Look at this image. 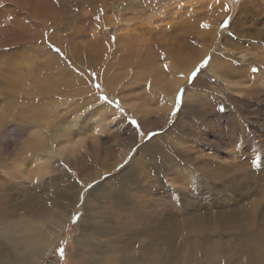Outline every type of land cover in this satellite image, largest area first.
Listing matches in <instances>:
<instances>
[{
	"label": "rangeland",
	"instance_id": "374dc122",
	"mask_svg": "<svg viewBox=\"0 0 264 264\" xmlns=\"http://www.w3.org/2000/svg\"><path fill=\"white\" fill-rule=\"evenodd\" d=\"M6 1H0V23L10 30L11 20L1 19ZM128 2L116 8L119 23L110 9L93 12L94 19L84 10L87 6L75 0L55 5L50 20H59L69 11L87 12V18L74 26L46 28L48 41L58 35L66 43L64 50L56 45L64 59L52 53L58 64L64 63V74L78 78V86L64 79L69 91L71 86L78 89L75 96L45 95L38 87L27 108L13 107L0 82V101L5 100L7 107L5 112L0 110V201L8 206L27 202L19 213L31 219L57 220L65 212L61 218L67 219L66 230L41 264L264 263V0H215L217 5L207 0ZM10 5L17 16V6ZM228 18L230 26L221 28ZM202 23L210 27L203 28ZM94 32L96 44L90 39ZM114 34L120 43L112 41ZM123 34L127 36L122 40ZM33 45L15 43L5 51L15 54L10 64L31 56L34 78H46L56 71L49 70L55 63L44 66ZM209 56L208 69L189 86L188 75ZM0 65L1 77L9 66L1 59ZM253 67L260 71L252 73ZM181 74L186 77L181 79ZM95 84H101V89ZM181 87L187 89L185 104L170 118ZM87 90L97 97L106 94L124 114L115 104L104 103L109 113L103 106H94L82 119L81 108L93 102L86 97ZM132 119L139 122L143 136L130 125ZM62 121L70 125L68 132L57 140L49 138L45 147L51 145L61 154L49 157L40 150L43 145L35 144L36 132L44 125L48 132L55 130L64 125ZM151 132L158 134L147 142ZM77 142L80 148L63 149L64 144ZM133 147L148 149L140 153L139 164ZM43 158H49L45 165ZM53 175L62 179L49 183ZM66 175L73 184L63 189L58 184ZM77 179L96 183L93 198L83 201L84 208L76 205ZM73 213L83 214L76 224L70 222ZM246 217L251 220L244 221ZM244 232L248 234L243 236ZM244 238L253 244H245ZM61 241L67 242L64 261L56 252ZM216 247H222V255L213 250Z\"/></svg>",
	"mask_w": 264,
	"mask_h": 264
},
{
	"label": "bare ground",
	"instance_id": "6f19581e",
	"mask_svg": "<svg viewBox=\"0 0 264 264\" xmlns=\"http://www.w3.org/2000/svg\"><path fill=\"white\" fill-rule=\"evenodd\" d=\"M2 1V0H0ZM61 1V0H59ZM77 1V3H79L78 5H82L85 4L84 7L87 10L88 13L90 14L91 17L94 18V13L93 12H97V10H107L110 9L112 10L115 14V19L118 20V23L121 20V16L118 14L117 15V11L116 8L122 6V4L124 2H127L128 0H75ZM131 1L130 3L128 2L127 4H131L132 2H138L140 0H129ZM155 1V0H154ZM210 1L211 5L215 4V0H207ZM8 4V8H6L4 10V12L1 14V19L6 20V19H10L11 20V29L8 30L7 28H4L6 25L0 23V59L3 61L4 64H6V66H9V68L5 71H2V76L0 77V82L3 85V88L7 91L8 93V101L10 102V104L13 105V107L15 106H19V107H24L27 108V106H29L31 102V99L34 96V91L38 88L41 89V92H44L45 95H60V96H65V97H69V96H75V94L78 92V89H76L75 87H72L73 91H69L67 89L66 84L64 83V79L71 83L74 84L76 86H78V78L73 74V73H67L64 74L62 71V68L65 67L64 63L62 64H58L57 63V59L59 61V58L54 55L51 51L48 50V48L46 47V43H43L44 41V37H43V32L47 31L46 28L49 27L50 25H53V27L55 29H61V27L64 24H69L68 27H71L72 25H76L78 22H80L81 19H86L87 18V12L84 13V10H79L78 14H73L72 11H69V14H67L66 16L62 15V17L57 20L56 18H51V20L49 19L50 17H54V13L53 10L56 8L55 5L57 4L55 2V0H7L6 1ZM68 2V1H67ZM73 2V1H72ZM10 3L14 4L17 6V11H18V15L17 16H13L14 13V8L13 5H10ZM157 3V2H156ZM154 4V3H153ZM199 4H202L199 2ZM132 5V4H131ZM217 5V4H215ZM241 8L243 9V4H241ZM68 6V5H67ZM64 7V6H63ZM79 7V6H78ZM136 7V6H135ZM160 7V6H158ZM222 8V7H221ZM57 9V8H56ZM131 9V8H130ZM212 9V7H211ZM59 10V9H58ZM57 11V10H56ZM60 11V10H59ZM127 11V10H126ZM214 11V9H213ZM109 12V11H108ZM128 12V11H127ZM211 13V12H210ZM60 14V13H59ZM65 14V13H64ZM56 15V14H55ZM89 16V17H90ZM108 17V16H107ZM92 18V19H93ZM95 19V18H94ZM111 19V18H110ZM243 19V16L240 20ZM14 20V22H13ZM93 21V20H92ZM97 21V20H96ZM122 21V20H121ZM95 22V21H94ZM102 22V21H101ZM122 23V22H121ZM126 23V22H124ZM85 24V22H84ZM16 27H15V26ZM80 25V24H79ZM89 26V25H88ZM77 27V26H76ZM91 27L89 26V29ZM51 29V28H50ZM76 29V28H75ZM82 29H84L82 27ZM97 29V26H96ZM110 29V28H109ZM133 29V28H132ZM148 31L149 29H151L150 25H147ZM49 30V29H48ZM74 30V29H73ZM85 30V29H84ZM62 31V30H61ZM64 31V30H63ZM71 31V30H70ZM76 32H78L77 30H75ZM90 31V30H89ZM92 31H95L94 29ZM126 33H128L127 35H130L129 29L126 28ZM132 31V30H131ZM67 32V31H66ZM134 32V31H133ZM87 33V32H86ZM95 33V32H94ZM117 33V32H116ZM224 33V32H223ZM68 35V34H67ZM73 35V34H72ZM78 35V34H77ZM89 35V34H88ZM126 34L121 35L122 40L126 38L127 36ZM75 36V34H74ZM80 36V35H79ZM116 35L114 34V37ZM206 37V35H204ZM203 36V37H204ZM58 35L56 36H52L50 38L49 41H51L52 44L56 45H61V47L63 48V50L65 49V45L66 43L64 42H60L61 38ZM87 37V36H86ZM125 37V38H124ZM132 37V36H131ZM67 38V37H66ZM65 38V39H66ZM202 38V37H201ZM81 39V38H80ZM85 39V38H84ZM89 39V38H88ZM90 39H93L94 44L97 43V34L95 33L93 36L90 37ZM76 40V39H75ZM86 40V39H85ZM117 40V39H115ZM120 40H117L118 43H120ZM128 40V39H127ZM37 41H41L40 44H37ZM23 42H27L30 45L34 44L37 46V52L40 53L42 55V57L44 58V66L48 65V61H51L53 63H55V65L53 67H49V70L55 69L56 71L53 74L48 75L46 78H41L42 79H35L34 78V74L32 69L30 68V64H31V60L30 57L23 58L22 60L18 61L15 60L13 61L12 64H10V61H12L11 59H15L16 57L13 58V56L15 54H9L11 52H6L5 49H7L9 46H13L15 43H22ZM72 42V41H71ZM75 43V42H74ZM79 43V42H78ZM80 44V43H79ZM114 44V43H113ZM244 44V43H243ZM33 45V46H34ZM81 45V44H80ZM104 45V44H103ZM232 45V44H231ZM28 46V45H27ZM31 47V46H30ZM86 47V46H85ZM97 47V46H96ZM222 47V46H221ZM225 47V46H224ZM15 48V47H14ZM21 48V47H20ZM27 48V47H26ZM79 48V47H77ZM89 48V47H87ZM92 48V47H90ZM113 48V47H112ZM115 48V47H114ZM220 48V47H219ZM10 49V48H9ZM83 49V47H82ZM96 49V48H95ZM120 49V48H118ZM26 50V49H25ZM97 50V49H96ZM122 51V49H120ZM14 51V50H13ZM17 51V50H16ZM32 51V50H31ZM90 51V50H88ZM95 51V50H94ZM103 51V50H102ZM116 51V50H114ZM113 52V51H112ZM133 52V51H132ZM228 52V51H227ZM230 52V51H229ZM235 52V51H234ZM15 53V52H14ZM70 56V51L67 52ZM83 53V51H81V54ZM94 53V52H92ZM104 53V52H103ZM111 53V52H110ZM117 53V52H116ZM115 53V54H116ZM121 53V52H120ZM123 53V52H122ZM232 53V52H231ZM21 54V52L19 53ZM27 54V53H26ZM72 54V53H71ZM96 54V52H95ZM99 54V53H98ZM114 54V52H113ZM234 54V53H233ZM251 54V53H250ZM77 55V54H76ZM87 55V54H86ZM100 55V54H99ZM110 55V54H109ZM37 56V55H36ZM89 56V55H88ZM86 56V57H88ZM91 56V55H90ZM93 56V55H92ZM104 56V55H103ZM84 57V56H82ZM81 57V59H83ZM106 57V56H105ZM121 57V56H120ZM126 57V56H125ZM251 57V56H250ZM88 58H92V57H88ZM108 58V57H107ZM112 58V57H111ZM119 58V57H118ZM87 58H85L86 60ZM123 59V58H122ZM132 59V58H131ZM79 60V59H78ZM84 60V59H83ZM93 60V59H92ZM120 60V59H119ZM126 60V58H125ZM36 61V60H35ZM88 62V60H86ZM85 61V62H86ZM108 61V60H107ZM82 62V61H81ZM93 62V61H92ZM129 62V61H128ZM136 62V61H135ZM146 62V61H145ZM253 62V61H252ZM40 63V62H39ZM78 63V61H77ZM121 63V62H119ZM123 63H125V61H123ZM139 63V62H138ZM36 64V62H35ZM130 64V63H129ZM256 64V63H255ZM83 65V63H82ZM1 66V65H0ZM38 66V65H36ZM35 66V67H36ZM50 66V65H49ZM81 66V65H79ZM122 66V65H121ZM127 66V65H125ZM124 66V68H125ZM136 66V65H135ZM144 66V65H143ZM4 67V66H3ZM40 67V66H39ZM75 67V66H74ZM114 67V66H113ZM113 67L111 68V70L113 69ZM132 67V66H131ZM6 68V67H5ZM121 68V67H120ZM142 68V66H141ZM212 68V67H211ZM215 68V67H214ZM143 69V68H142ZM78 70V69H77ZM110 70V69H109ZM115 70V69H114ZM117 70V69H116ZM210 70V69H209ZM91 71V70H90ZM95 71V70H94ZM98 71V70H97ZM53 72V71H52ZM68 72V71H67ZM89 72V71H87ZM180 72V71H179ZM50 73V72H49ZM84 73V72H83ZM116 73V72H115ZM119 73V72H118ZM145 73V72H144ZM147 73V72H146ZM87 74V73H85ZM114 74V73H113ZM111 74V76L113 75ZM143 74V73H142ZM149 74V73H148ZM217 74V73H216ZM118 75V74H117ZM127 75V74H126ZM187 75V74H186ZM78 76V75H77ZM81 75H79L80 77ZM147 76V74H146ZM106 77V76H105ZM108 77V76H107ZM110 77V76H109ZM120 77V76H119ZM186 77V76H185ZM86 78V77H85ZM102 79V78H100ZM108 79V78H107ZM129 79V78H128ZM30 80L32 81V83H30ZM82 80V79H81ZM88 80V79H87ZM86 80V81H87ZM99 80V79H98ZM116 80V79H115ZM120 80V79H119ZM137 80V79H136ZM103 81V79H102ZM181 81V80H180ZM85 82V81H84ZM117 82V81H116ZM138 82V81H137ZM196 84V83H195ZM81 85V84H80ZM199 85V84H198ZM107 86V85H106ZM131 87V86H130ZM90 88V87H89ZM93 88V87H92ZM133 89V88H132ZM96 90V89H95ZM39 91V90H38ZM39 91V92H40ZM88 91V95L86 97H90L91 99H93V101H96V105L95 108H100L101 106L104 107L103 111L104 112H108L109 109L108 107H106L104 105V103L101 102V100H96L95 98L97 97V95H95L94 92L87 90ZM125 92V91H124ZM91 93V94H89ZM2 94V93H1ZM39 94V93H38ZM85 96V94H84ZM50 97V96H49ZM55 98V97H53ZM58 98V96L56 97ZM80 98V97H79ZM85 98V97H84ZM89 98V99H90ZM35 99V98H34ZM67 99V98H66ZM3 100V99H2ZM58 100V99H57ZM86 100V99H85ZM192 100V99H191ZM52 101V100H50ZM49 101V102H50ZM76 101V100H75ZM6 101H0V110L5 112V109L7 108L5 106ZM37 102V101H36ZM46 103V102H45ZM133 103V102H132ZM83 104V103H82ZM35 105V104H34ZM124 105V102H123ZM135 105V104H134ZM34 107V106H33ZM82 107V105H81ZM54 108V106H53ZM62 108V107H61ZM94 108V109H95ZM30 109V107H29ZM32 109V108H31ZM46 109V108H45ZM50 109V108H49ZM58 109V108H57ZM75 108H73L74 110ZM80 109V107H79ZM83 109V108H81ZM39 110V108H38ZM42 110V109H41ZM60 110V109H59ZM72 110V109H71ZM76 110V109H75ZM29 112V111H28ZM45 112V110L43 111ZM66 112V111H65ZM81 112V111H80ZM92 112V111H91ZM70 113V112H69ZM77 113V112H76ZM109 113V112H108ZM3 113H1L0 111V116ZM27 114V113H26ZM46 117H50L47 113ZM96 114V113H95ZM48 115V116H47ZM76 115V114H75ZM74 115V116H75ZM26 116V115H25ZM109 116V115H107ZM114 116V115H113ZM201 116V115H200ZM54 117V116H52ZM80 117V116H79ZM106 117V116H105ZM32 118V116H31ZM39 118V117H38ZM35 119V118H34ZM44 119V118H43ZM76 119V118H75ZM113 119V118H112ZM47 120V119H46ZM51 120V118H50ZM71 120V119H70ZM17 121V119H16ZM27 121V120H26ZM35 121V120H32ZM64 121V118H63ZM62 121V122H63ZM67 121V119H66ZM69 121V120H68ZM19 122V121H17ZM21 123V122H19ZM43 123V122H42ZM41 123V124H42ZM48 123V121H47ZM64 123V122H63ZM62 123V124H63ZM33 124H35V122H33ZM37 124V123H36ZM39 124V125H41ZM98 124V123H97ZM96 124V125H97ZM24 125V124H23ZM72 126H75L74 124H71ZM70 125L64 123V125H58L57 129L52 130L51 131H47L44 125V128L42 130H38L36 133L38 135L35 144H37L38 146H42L43 147L40 149L41 151L45 152L46 154H48V156L50 157V155L55 156V157H59L61 152L60 149H55L52 148L51 145H48V148L45 149V147L47 146V143L49 142V138L51 140V137L55 138L56 140L59 139L62 134H65L68 132V127ZM39 128L40 126H34V128ZM30 129V127H29ZM71 129V128H70ZM32 130V129H30ZM34 130V129H33ZM32 134V132H31ZM36 135V136H37ZM70 136V135H69ZM168 138V137H167ZM172 138V137H171ZM134 142V141H133ZM132 143V142H131ZM136 143V142H134ZM54 145V144H53ZM80 146V143L77 142L74 145H70L69 143H66L63 145V149H65L66 147L75 150L76 148H78ZM135 146V145H134ZM80 148V147H79ZM144 149V150H143ZM148 150V149H147ZM145 147H141L136 154L134 155V160L136 161L137 164L140 163L141 160V156L140 153L145 154V152L147 151ZM54 157V158H55ZM49 158H43V162L41 161V163L43 165L47 164L46 160ZM41 160V159H40ZM50 164V163H49ZM143 166V164L141 163L139 165V168L141 169ZM149 177V176H148ZM70 178L69 175H66L65 181H63L61 184H58L59 186H62L63 189L68 187V185H72L73 183L69 182ZM149 195V194H148ZM4 198V197H3ZM7 200V199H6ZM21 202V201H20ZM7 203V202H6ZM27 202H22L19 203L18 205H6L4 203V201H0V264H41L43 257L46 255H51V253L54 250V245L58 242V240L60 239L62 233L64 230H66V224H67V219L63 220L61 218L62 213V209L60 210V212H62L57 220H51V218L49 219H45V218H39V219H31V218H26L25 215H22V213H19L21 210V208H24L28 206H26ZM30 204V203H29ZM30 210V209H29ZM27 211L26 209H23V212ZM59 212V213H60ZM24 216V217H23ZM18 217V218H17ZM131 217V216H130ZM15 218L14 220H11ZM246 220H251V218H245L244 221ZM249 224V228H250V222H248ZM249 228L245 229V230H250ZM254 230V229H253ZM184 234V233H183ZM248 234L247 232L243 234L246 235ZM247 238V237H246ZM248 240V239H247ZM243 242L245 244H251L252 241L248 240V242L246 241V239H243ZM260 242L262 243V240L260 239ZM253 244V243H252ZM56 246V245H55ZM224 246V245H223ZM213 250H216L219 252L220 255L223 254V250L222 247H216L213 248ZM212 250V251H213ZM199 251V250H197ZM194 254V252H193ZM201 254V253H200ZM198 255V253H197ZM196 255V256H197ZM137 257V255H135ZM195 256V255H194ZM75 257V255H74ZM134 257V258H136ZM200 257V256H199ZM197 258V257H196ZM136 260V259H134ZM198 261V258L196 259ZM131 261V260H130ZM202 262V261H201ZM201 262H198L201 264ZM48 263V262H47ZM195 263V262H194ZM197 263V262H196ZM49 264V263H48ZM101 264H109L107 262H103ZM260 264H264V263H260Z\"/></svg>",
	"mask_w": 264,
	"mask_h": 264
},
{
	"label": "snow or ice",
	"instance_id": "6c2138e0",
	"mask_svg": "<svg viewBox=\"0 0 264 264\" xmlns=\"http://www.w3.org/2000/svg\"><path fill=\"white\" fill-rule=\"evenodd\" d=\"M56 3L59 2V0H55ZM97 19H99V17H97ZM231 24V18L225 19L224 21L221 22L220 27L221 28H228ZM203 28H209L210 25L208 23H202L201 25ZM234 35V33H233ZM43 37H44V41L43 43L47 44L48 50L51 52H54L57 56H59L61 59H64V53L62 52V49L59 47H56L54 44H52L50 41H48V33L45 31L43 32ZM115 37H112V41L115 42ZM37 44H40L41 41H37ZM38 55L40 53H37ZM211 63V57H205L193 70L192 72L188 75L187 80H188V84L189 86H194V84L196 83V81L198 80V78L204 74V72L208 69L209 64ZM168 68V65H165V69ZM260 71V68L258 67H253L251 68V72L252 73H257ZM93 75H97L96 73H93ZM185 77L183 76V74H181V79H184ZM85 84H87V81L84 82ZM94 87L96 89H101V84H95ZM147 88L150 90L151 88V84L149 83L147 85ZM187 89L181 87L178 88L176 96H175V105L173 107L172 112L169 114L170 118H174L178 112L181 111L182 107L185 104V93H186ZM91 94V93H89ZM61 99H63L61 97ZM96 100H101L103 101V103L105 104H115L116 107L119 109V111L121 112V114H124V109L122 107H120L119 103L116 101H110L108 96L106 94H101V96H98L95 98ZM95 106V101H93L92 103L85 105L83 108V111L79 113V116L83 119L86 118L87 113L91 112L93 107ZM221 110H223V107H221ZM127 119V117H125ZM116 117L113 116V120H115ZM174 123V120H173ZM130 125H135V129L134 131L136 132V134L138 136H143V132L140 130L141 126L139 125V122L136 121L135 119L130 120ZM158 133L155 132H151L148 134L146 140L147 142H150L151 139L157 135ZM139 149L136 147H133L132 149V153L133 155H135V153L138 151ZM255 159V158H253ZM128 161L126 160L125 163H127ZM62 179V177L59 176H52L51 180L48 181L49 183H58L60 180ZM237 179H239V177H237ZM37 183H39V181H36ZM77 184L80 185V192H79V197L78 200L76 201V205L78 207L84 208L85 205L83 203V201L85 200H90L93 198V193L94 190L96 188V183L95 182H89L87 184L84 183V181L77 179L76 181ZM85 211H87V209L85 208ZM82 213H73L71 214V219L70 222L72 224H76L78 223L81 218H82ZM61 247H59L58 249H56V252L59 254V257L61 259V261H64L67 258V254H66V247H67V242L66 241H61Z\"/></svg>",
	"mask_w": 264,
	"mask_h": 264
}]
</instances>
